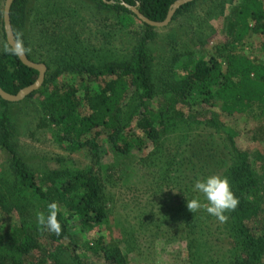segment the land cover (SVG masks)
Returning <instances> with one entry per match:
<instances>
[{
    "label": "rangeland",
    "instance_id": "rangeland-1",
    "mask_svg": "<svg viewBox=\"0 0 264 264\" xmlns=\"http://www.w3.org/2000/svg\"><path fill=\"white\" fill-rule=\"evenodd\" d=\"M5 1L0 0L2 22ZM240 2L198 0L173 16L168 26L154 30L156 39L147 44L154 56L152 78L157 98L150 104L153 109L166 98L171 83L193 67L196 57L213 56L224 71L223 56L235 48L237 53L264 63V20L261 33L250 32L239 45H226L225 19ZM20 5L27 6L25 51L32 62L48 67L47 76L59 74L55 83H77L84 68L100 71L110 63L129 61L145 31L135 16L97 0H37L36 4L34 0H19ZM3 32L0 24V52L7 51ZM177 109L159 128L155 141L148 142L142 151L131 150L123 155L113 150L104 135L97 140L96 150H72L60 143L55 128L44 119L40 98L8 106V142L39 184L47 185V177L53 171L91 170L101 186L105 222L91 229L71 230L76 255L81 259L100 264L92 258L89 247L94 239L102 237L108 246L120 249L124 264H233L243 253L241 225L257 230L261 227L264 215L259 222L240 225L229 211L224 213L225 220L209 214L207 201L194 184L198 179L217 175L226 176L231 188V170L242 152L257 179L256 192L261 195L264 120L220 117L223 130L208 124L205 114V118H195L187 109ZM3 112L0 107V121ZM2 141L0 130V197L9 207L15 176L10 153L2 147ZM211 155H220L224 162L219 164L221 161L216 160L206 165ZM193 198L205 207L192 213L187 203ZM21 221L17 212L0 208V234H10ZM46 249L47 264H75L72 248L66 242L48 240ZM255 263L264 264V254Z\"/></svg>",
    "mask_w": 264,
    "mask_h": 264
},
{
    "label": "trees",
    "instance_id": "trees-1",
    "mask_svg": "<svg viewBox=\"0 0 264 264\" xmlns=\"http://www.w3.org/2000/svg\"><path fill=\"white\" fill-rule=\"evenodd\" d=\"M97 1L131 15L129 8L134 7L149 21L160 23L177 0ZM196 1L180 7L174 16L189 9ZM18 4L19 0L12 3L10 23L15 41L30 60L25 51L23 32L27 6L18 7ZM263 20L264 0H241L225 19L226 45L237 46L250 32L261 33ZM0 24L3 29L2 15ZM142 24L144 34L129 61L110 63L100 71L81 68L77 83H55L59 74L47 76L46 72L41 87L24 99L40 98L44 119L48 126L55 128L60 143H66L72 150H96L99 148L97 140L104 135L117 153L125 155L131 150L142 151L148 142L158 138L159 128L170 114L179 110L177 108L187 109L186 112L195 118L205 114L208 124L223 130L225 125L219 121L220 117L224 120L243 117L256 122L264 120V63L237 53L235 48L223 56L224 71L213 56L196 57L193 67L171 83L166 98L153 109L150 104L157 98L152 78L154 56L148 51L147 44L157 35L155 28ZM6 47V52H0V88L9 95H16L36 81L38 72L21 64L14 51L8 45ZM46 69L48 71L47 66ZM10 104L0 99V107L4 108L0 130L3 133L2 147L10 153L15 182L9 207L0 197V208L17 212L22 221L10 234H0V264H47L48 240L70 245L75 264H93L76 255L71 230L77 227L91 229L105 222L98 180L91 170L78 173L53 171L47 177V185L39 184L8 142L5 114ZM216 160L221 161L219 164L224 162L220 155H211L205 164ZM235 165L231 170L234 177L231 190L239 204L229 212L240 225L258 221L264 215V189L261 195L256 192L258 182L251 173L245 153H238ZM51 203L57 204L59 234L40 225L37 220L38 213L49 214ZM240 228L243 253L233 264H256L255 261L264 254V221L259 230L249 229L245 224ZM253 231L259 234H251ZM89 252L100 264H124L125 261L120 249L115 245L108 246L102 237L92 241Z\"/></svg>",
    "mask_w": 264,
    "mask_h": 264
},
{
    "label": "clouds",
    "instance_id": "clouds-1",
    "mask_svg": "<svg viewBox=\"0 0 264 264\" xmlns=\"http://www.w3.org/2000/svg\"><path fill=\"white\" fill-rule=\"evenodd\" d=\"M194 188L203 194L204 199L207 201L206 211L221 220L227 218L224 215L225 212L235 210L239 204V200L234 196L226 176L211 175L202 180L198 179L194 184ZM187 207L193 213L201 207H205V205L198 198H193L187 203ZM48 210L49 214L47 216L38 213L37 220L40 225L46 226L51 231L59 234L61 226L56 219L58 214L57 204L51 203Z\"/></svg>",
    "mask_w": 264,
    "mask_h": 264
},
{
    "label": "water",
    "instance_id": "water-1",
    "mask_svg": "<svg viewBox=\"0 0 264 264\" xmlns=\"http://www.w3.org/2000/svg\"><path fill=\"white\" fill-rule=\"evenodd\" d=\"M14 1L15 0H6L4 3V7H3V31L5 34L6 43L14 51V53L18 57L19 61L21 62V64H23L24 66H26L28 68L36 70L38 72V77L32 85L20 90L16 95H9V94L3 92L0 88V99L6 101L8 103H19V102L23 101L26 97H28L31 93L38 90L44 81V76H45V72H46L45 65L41 64V63H35V62L30 61L26 57L23 49L15 41L14 34L12 31V27H11V23H10V9H11L12 3ZM193 1H196V0H177L176 2H174L172 4L170 10L167 13L165 20L163 22H160V23H155V22L149 21L148 19L143 17L139 13V11L134 7H130L129 10L133 13V15L140 22L147 24V25H149L155 29L156 28H164V27L169 25V23L172 20V17L174 16L176 11L180 7H182L188 3H191Z\"/></svg>",
    "mask_w": 264,
    "mask_h": 264
},
{
    "label": "crops",
    "instance_id": "crops-1",
    "mask_svg": "<svg viewBox=\"0 0 264 264\" xmlns=\"http://www.w3.org/2000/svg\"><path fill=\"white\" fill-rule=\"evenodd\" d=\"M36 2H37V0H34V3H35V4H36ZM31 8H32L31 4H30V5L28 4V9H29V11H31V10H30ZM35 9H38V7L36 6Z\"/></svg>",
    "mask_w": 264,
    "mask_h": 264
}]
</instances>
